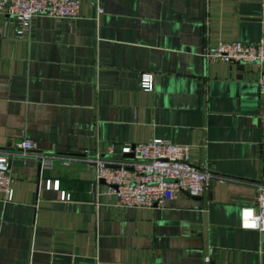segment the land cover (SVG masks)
I'll return each mask as SVG.
<instances>
[{"label":"crops","instance_id":"1","mask_svg":"<svg viewBox=\"0 0 264 264\" xmlns=\"http://www.w3.org/2000/svg\"><path fill=\"white\" fill-rule=\"evenodd\" d=\"M97 1L100 12L78 0L74 17L35 15L20 34L0 12V147L35 143L11 149L0 264H264V231L238 225L264 185V62L202 55L255 41L264 0ZM152 137L188 144L210 177L197 195L122 207L79 150L130 158L122 145Z\"/></svg>","mask_w":264,"mask_h":264},{"label":"built area","instance_id":"2","mask_svg":"<svg viewBox=\"0 0 264 264\" xmlns=\"http://www.w3.org/2000/svg\"><path fill=\"white\" fill-rule=\"evenodd\" d=\"M96 11L101 5L96 0ZM78 0H0V12L7 14L15 24V34H20L35 15H48L54 18L74 17L77 14ZM206 59H219L225 62H264V33L255 41L244 42L238 39H219L212 47L202 51ZM259 90L264 91V71L255 78ZM139 85L144 90L152 87V73L142 71ZM35 143L29 138L15 141L13 145L0 147V191L5 200L12 196L11 173L8 160L11 149L20 153L33 149ZM189 145L172 142L161 137L124 144L120 154L130 153V158L108 159L97 152L82 148L79 152L93 167L94 180H102L122 207H147L157 205L176 191L190 195L199 194L207 184L210 173L188 160ZM108 154H113L108 150ZM57 186V180H45V186ZM254 201L241 205L238 225L241 228L264 231V185L256 184ZM67 193H61L66 198ZM203 264H208V255L203 256Z\"/></svg>","mask_w":264,"mask_h":264}]
</instances>
